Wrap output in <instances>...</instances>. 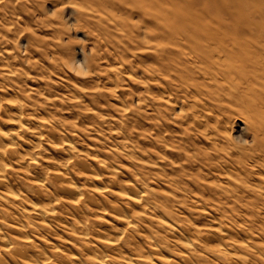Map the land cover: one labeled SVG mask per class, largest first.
<instances>
[{"label": "bare ground", "instance_id": "6f19581e", "mask_svg": "<svg viewBox=\"0 0 264 264\" xmlns=\"http://www.w3.org/2000/svg\"><path fill=\"white\" fill-rule=\"evenodd\" d=\"M50 1L73 8L76 30L92 42L96 55L88 60L89 73L107 79L110 93L139 88L137 105L150 112L141 120L144 163L140 177L118 180L105 160L93 167L76 159L70 135L75 130L52 125L51 148L65 156L61 165L41 171L43 134L24 141L25 148L15 137L35 112L25 105L22 80L15 77L21 59L6 51V61H0V264H59L35 244L28 227L31 218L47 227L46 218L59 217L61 204L71 214L61 219L83 240L91 237L86 224L93 212L106 215L109 209L124 225L113 235L99 233V244H87L82 252H63L61 264H264V0ZM43 2L0 0V46L17 48L23 40L28 61L51 57L68 66V28L48 15ZM118 107L126 114L131 105L119 101ZM3 118L17 124L18 132L2 129ZM40 118L42 127L46 118ZM238 121L243 136L235 138ZM125 136L118 143L125 144ZM159 153L167 156L166 168L148 165ZM16 174L33 195L16 183ZM94 189L98 195H90ZM106 192L122 202H103ZM187 200L199 215L229 204L236 208V228L224 224L226 211L208 227L177 220L172 203ZM5 202L17 209L9 212ZM145 218L169 237L141 232ZM127 245L134 254L125 251Z\"/></svg>", "mask_w": 264, "mask_h": 264}, {"label": "rangeland", "instance_id": "374dc122", "mask_svg": "<svg viewBox=\"0 0 264 264\" xmlns=\"http://www.w3.org/2000/svg\"><path fill=\"white\" fill-rule=\"evenodd\" d=\"M43 1L45 11L48 12V15L54 20L60 19L64 24H60L61 27L68 28L69 33L66 34L65 41L71 42L69 44L70 46H67L66 52L69 53V60L71 59L72 62H70L68 66H63L58 59L56 64L53 62L55 61L54 58L37 57L38 62L36 64L33 63V60L28 61L26 58L24 50L26 45L25 41H18L16 45L17 48L10 43L2 44L0 49H2L1 52L3 51L4 53L2 52L3 54H0V61H6L7 58H4L6 56V51L8 52L12 49L13 52L11 55H19L18 59H21L23 63L21 64V62H19L17 64L18 68L20 67L18 71L21 72L15 77L17 80H22L20 83L25 91L24 95L26 97L25 99L23 98L25 105L29 106L35 112L34 120L24 121L22 131L18 132L17 124H11L6 120L7 118L1 120L2 129L14 133L18 132L15 137L22 148H25L27 144H23L24 141L36 142L39 140L40 135L43 134L37 152L39 153L38 167L44 173L48 168L61 165L65 156L62 152H55L51 148V139L47 137V129L54 125L58 128L63 127L64 129L71 128L75 130L71 132L70 135H72V137H70L74 141L75 149L72 151V154L75 155L76 159L86 161L92 164L93 167H98L100 162L105 160L107 164L112 165L118 171V180H124L128 176L140 177L142 173L141 164L144 163L142 157L144 136L142 135L141 120L144 112L147 114L150 112L143 109L141 103L137 105L138 96L141 94L139 88L133 86L128 90L121 89L116 90L114 93H110L107 86L110 87L111 85L107 79L98 80L93 73H89L88 69H86L88 60L96 55V50H94L92 42L87 40L84 32L82 30H76L75 21L73 19V8L66 5H55L50 0ZM236 1L243 4H247L250 1L253 3L256 2L253 0ZM56 9L59 11L57 17L54 18L55 16L53 14ZM55 25H58V23H55ZM67 37L71 38V40ZM18 75H20V77ZM92 85L98 87V90H96L97 92L91 93ZM124 88H126V85ZM123 91L129 93L122 95ZM97 94L99 95L97 96ZM27 97H29L32 103L28 102ZM119 101H125L131 105L128 113L124 114L119 109ZM10 111H12L11 113H13V115L17 112L14 108ZM40 117L46 118V122L42 124V127ZM147 121L149 123L152 122L150 119ZM46 123L48 127L46 126V128L42 129ZM243 128V123L238 121L232 132L233 137H242ZM152 132L151 129L148 131L149 136L146 137L147 141H151L150 136H152ZM126 133L129 138L125 136ZM123 136L127 138V141L122 145L118 142L123 140ZM148 149L153 150L154 148L149 146ZM166 159V155L160 154V157L155 160V163L148 165L152 166V168H166ZM98 171L103 172V169L100 168ZM14 173L16 172H13V174ZM75 173L76 172H74V175ZM16 176L15 178L18 180L15 179V181L23 185L22 190L25 189L33 195L35 190L29 186L27 190V186L25 185L26 180H24L25 182L22 181L24 176L21 174H16ZM75 176L78 177L77 174ZM75 181L79 185L84 183L83 180L77 178ZM98 185L100 187L103 186V184ZM25 190L24 192H26ZM94 194L98 195L95 189L94 191H90V195ZM103 195L101 199L103 202H122L117 195L111 192L103 193ZM189 201L190 200H187L186 203H181L179 206L176 204L179 203L177 201L172 203L175 205L173 209L177 220L208 227L212 224L213 217H216L218 213L220 214L226 211L227 215L224 218V224L226 227L230 226L231 228H236V208H234V210L229 209L227 208L229 204L222 203L218 204V206L215 205L214 210L208 209V215H199V213L195 211V207L189 204ZM4 207L7 208L9 212L17 209L12 203L6 202L4 203ZM69 210L70 207L68 205L61 204L58 206L59 217L46 218L47 227H41L36 218H31V223L28 227L29 231L35 234L32 237L35 244L46 251V253L52 255L54 261L59 264L64 260L62 256L63 252H82V249L87 246V244H99L97 239L99 238V233L108 236L110 234L113 235L114 231L124 228V225L115 219V214L109 209L106 210V215L101 214V212H93L89 214V219L86 224V230L91 232V237L87 240H83L78 234L71 231L70 226L66 223L67 220L61 219V217L69 219L71 216ZM218 217H221V215ZM240 219L242 218H238L237 220ZM139 224L140 230H142L141 232H152L158 236L165 235L169 237V232L165 228L156 226L148 218L140 220ZM246 224L245 222V225ZM232 231H235V229ZM134 237L140 240L137 234H134ZM143 242L144 241H142V243ZM142 245L144 251H147V244ZM54 247L56 249H54ZM164 247L168 252L172 250V247L166 248V245H164ZM127 249L128 250L125 251L128 254L135 253L133 251V246H129Z\"/></svg>", "mask_w": 264, "mask_h": 264}]
</instances>
